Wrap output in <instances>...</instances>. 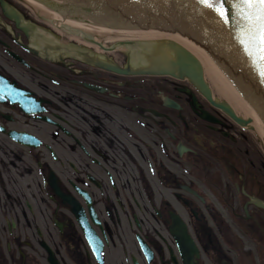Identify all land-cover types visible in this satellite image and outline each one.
Segmentation results:
<instances>
[{
	"label": "flooded vegetation",
	"instance_id": "af4514ba",
	"mask_svg": "<svg viewBox=\"0 0 264 264\" xmlns=\"http://www.w3.org/2000/svg\"><path fill=\"white\" fill-rule=\"evenodd\" d=\"M168 43L0 0V264H264V139Z\"/></svg>",
	"mask_w": 264,
	"mask_h": 264
},
{
	"label": "water",
	"instance_id": "95a60500",
	"mask_svg": "<svg viewBox=\"0 0 264 264\" xmlns=\"http://www.w3.org/2000/svg\"><path fill=\"white\" fill-rule=\"evenodd\" d=\"M56 10H63L76 20H90L113 31L149 32L160 29L181 31L202 47L210 57L219 77L234 95L252 112L264 131V84L236 43L232 31L236 23L222 24L215 13L198 6L195 0H40ZM39 1V2H40ZM41 2V3H42ZM231 12L230 5H225ZM101 24V25H100ZM105 25V26H104ZM170 49L162 51L164 57L174 50L181 68L193 64L185 74L196 84L210 91L203 75L200 60L184 46L171 41ZM162 74H175L174 70L156 65ZM224 109L237 118L234 110L224 103Z\"/></svg>",
	"mask_w": 264,
	"mask_h": 264
},
{
	"label": "snow or ice",
	"instance_id": "6c2138e0",
	"mask_svg": "<svg viewBox=\"0 0 264 264\" xmlns=\"http://www.w3.org/2000/svg\"><path fill=\"white\" fill-rule=\"evenodd\" d=\"M198 6L215 13L228 25L233 19L232 35L244 56L264 84V0H195ZM228 4L229 8L225 5Z\"/></svg>",
	"mask_w": 264,
	"mask_h": 264
},
{
	"label": "bare ground",
	"instance_id": "6f19581e",
	"mask_svg": "<svg viewBox=\"0 0 264 264\" xmlns=\"http://www.w3.org/2000/svg\"><path fill=\"white\" fill-rule=\"evenodd\" d=\"M29 3H31L35 8H38V10H41L42 12L48 14L51 16V18L54 21H59L61 22L62 18H64L69 24L75 25L77 27H82L86 30L95 32V33H109V34H113L115 36H117L118 34L120 36H124L128 37L130 39H132L134 36H138V37H144V38H148L146 40V43H151V39H157V38H163V39H171L176 41L177 43L183 45L184 47L188 48L190 51H192L194 53V55H196L202 62L204 68L207 67V74L208 76L213 80L214 77L218 78L219 82L224 86V89L226 90V92L229 94V96L231 98H233L234 102H237L239 104H241L244 108H245V112L246 115H250L255 119V124L258 128V132L260 133L261 137L264 139V131L262 129V127L260 126L259 122L257 121V119L260 118V116L255 113L250 111L249 109L246 108V106L234 95V93L227 87V85L223 82V80L219 77L210 57L208 56V54L206 53V51L198 46L191 38H189L188 36H186L183 32L181 31H170L169 29H160V30H156V31H149V32H126V31H113V30H109L105 27L99 26V25H93V24H87V23H81V22H75L72 19H67L65 17H63L61 14L59 13H55L52 12L51 10H49L43 3L39 2L38 0H26ZM42 13V14H44ZM139 49H137L138 51ZM137 58H139V55H136ZM232 103V102H231ZM233 104V103H232Z\"/></svg>",
	"mask_w": 264,
	"mask_h": 264
},
{
	"label": "rangeland",
	"instance_id": "374dc122",
	"mask_svg": "<svg viewBox=\"0 0 264 264\" xmlns=\"http://www.w3.org/2000/svg\"><path fill=\"white\" fill-rule=\"evenodd\" d=\"M30 5L32 6V8L35 10V11H38V12H40V13H44V12H42L41 10H38V8H35L31 3H30ZM49 8V7H48ZM49 10H51L52 12H55L56 13V11H54L53 9H50L49 8ZM45 14V16H47L48 18H50V19H52L51 18V16L50 15H48V14H46V13H44ZM63 21H64V18H63ZM61 22H62V20H61ZM98 34H100V35H102V34H104V33H102V32H100V33H98ZM117 37H124V36H120L119 34L117 35ZM125 38H128V37H125ZM132 39H134V40H137V41H146L148 38H144V37H138V36H134ZM161 39H163V38H157V39H151V42L153 41L154 43L155 42H157V41H160ZM205 70H206V72H207V67H205ZM212 83H213V86L214 87H216V95H218V96H220V97H224L226 100H229L230 102H232L233 104H234V106H236L237 108H238V110H240L245 116H247L246 115V110H245V108L241 105V104H239V103H237V102H234L233 101V98H231L230 96H229V94L226 92V90L224 89V86L219 82V80H218V78H216V77H214L213 78V80H212ZM248 116H250V115H248ZM250 117H252V116H250ZM261 139V141H262V138H260Z\"/></svg>",
	"mask_w": 264,
	"mask_h": 264
}]
</instances>
